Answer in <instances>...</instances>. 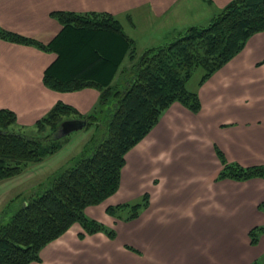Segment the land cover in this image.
<instances>
[{
  "label": "crops",
  "instance_id": "obj_1",
  "mask_svg": "<svg viewBox=\"0 0 264 264\" xmlns=\"http://www.w3.org/2000/svg\"><path fill=\"white\" fill-rule=\"evenodd\" d=\"M229 1L0 0V26L47 41L60 28L52 11L108 12L141 52L190 25L201 26L202 9L211 21ZM189 11L192 21L186 19ZM54 56L0 39V108L13 110L20 126L32 127L57 102L80 114L98 103L96 88L59 91L44 85L43 70ZM188 89L197 93L199 111L170 103L125 153L117 190L85 208L88 217L114 229V238L103 232L80 238L82 227L74 222L41 248L39 261L28 264H252L264 254V233L256 244L248 235L264 224L258 207L264 178H217L224 162L264 164V30L252 33L235 55ZM144 193L148 204L135 218L124 221L106 212Z\"/></svg>",
  "mask_w": 264,
  "mask_h": 264
},
{
  "label": "trees",
  "instance_id": "obj_2",
  "mask_svg": "<svg viewBox=\"0 0 264 264\" xmlns=\"http://www.w3.org/2000/svg\"><path fill=\"white\" fill-rule=\"evenodd\" d=\"M50 14L60 28L49 40L1 26L0 39L53 52L54 58L43 70L44 85L59 91L93 87L99 90V100L87 114L57 102L33 124L36 130L48 127L35 136L10 129L17 123L16 114L0 108V180L18 176L29 164L57 152L64 140L54 133L62 120L84 118V127L93 131L77 155L51 171L0 222V264L39 261L41 248L74 222L82 227L80 238L95 232L114 238V229L88 217L85 208L117 190L125 153L170 103L178 101L192 112L199 111L197 93L186 86L195 69H201L199 82L203 81L235 55L252 33L264 30V0H230L208 24L190 25L165 44L135 56L132 40L108 12L57 10ZM126 56L131 60L128 66L122 65ZM217 155L223 160L218 149ZM225 177L264 178V164L241 167L224 162L217 178ZM147 204L144 193L136 201L108 206L106 212L128 221ZM258 207L264 211V201ZM263 233L264 224L252 227L250 243L256 244ZM252 264H264V254Z\"/></svg>",
  "mask_w": 264,
  "mask_h": 264
},
{
  "label": "rangeland",
  "instance_id": "obj_3",
  "mask_svg": "<svg viewBox=\"0 0 264 264\" xmlns=\"http://www.w3.org/2000/svg\"><path fill=\"white\" fill-rule=\"evenodd\" d=\"M190 12L191 11L187 12L186 19L192 21L194 11L191 12V14ZM206 12L207 10L202 9V13H197L199 15V18L203 16V22H201V26L206 25L210 21L206 19L208 17L207 15L205 16ZM188 25L189 23H186V26ZM134 52L135 56H137L142 51L137 52V50L134 48ZM130 63L131 60H128V58H126L125 65L128 66L130 65ZM201 73L202 71L200 68L195 69L186 86L190 89L194 87L196 85V82L199 80ZM9 128L15 131H21L29 136H35L37 134L41 135L43 132H45V129L46 132L48 130V127L44 128V130H36L35 126L23 127L17 123L15 125H10ZM101 129L103 128H99L98 130ZM92 131L93 127H83L78 130L72 131L65 136L59 137L61 139L63 138L64 140L63 146L57 152L42 160L44 163L43 165L45 166H43L44 168L40 166L37 169H34L33 166L40 163H32L26 167V169L24 170L25 173L23 175L20 174L19 176H15L9 179L0 180V222H5L8 219H6V216L16 210L23 197L28 196V194H30L32 190L36 186H38V183L41 180L45 179L51 171L58 168L57 166L63 164L73 156L77 155V153L82 149V146L85 144V142L88 141ZM96 134L98 136L102 135L99 132H96ZM6 197H8V200L2 201V198L4 199Z\"/></svg>",
  "mask_w": 264,
  "mask_h": 264
},
{
  "label": "water",
  "instance_id": "obj_4",
  "mask_svg": "<svg viewBox=\"0 0 264 264\" xmlns=\"http://www.w3.org/2000/svg\"><path fill=\"white\" fill-rule=\"evenodd\" d=\"M86 125L84 118H70L64 119L57 127L55 137H62L69 134L72 131L83 128Z\"/></svg>",
  "mask_w": 264,
  "mask_h": 264
}]
</instances>
